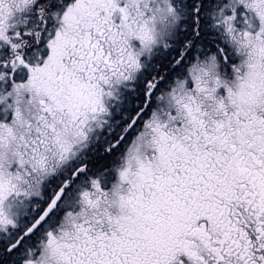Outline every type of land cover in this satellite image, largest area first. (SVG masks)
I'll use <instances>...</instances> for the list:
<instances>
[{
  "label": "snow or ice",
  "instance_id": "snow-or-ice-1",
  "mask_svg": "<svg viewBox=\"0 0 264 264\" xmlns=\"http://www.w3.org/2000/svg\"><path fill=\"white\" fill-rule=\"evenodd\" d=\"M0 264H264V0H0Z\"/></svg>",
  "mask_w": 264,
  "mask_h": 264
}]
</instances>
